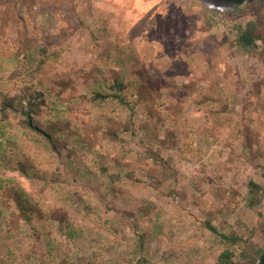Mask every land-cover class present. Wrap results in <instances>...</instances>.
Listing matches in <instances>:
<instances>
[{"label":"rangeland","instance_id":"1","mask_svg":"<svg viewBox=\"0 0 264 264\" xmlns=\"http://www.w3.org/2000/svg\"><path fill=\"white\" fill-rule=\"evenodd\" d=\"M251 23L263 38L248 54L237 39ZM114 79L132 110L95 100ZM29 101L56 148L18 118ZM150 151L175 170L159 188ZM250 181L264 188V0H0V264L240 260L264 248ZM6 185L39 209L31 225Z\"/></svg>","mask_w":264,"mask_h":264},{"label":"trees","instance_id":"2","mask_svg":"<svg viewBox=\"0 0 264 264\" xmlns=\"http://www.w3.org/2000/svg\"><path fill=\"white\" fill-rule=\"evenodd\" d=\"M222 1H228V2H233L238 5L244 4L247 0H222ZM259 25L251 23L247 24L244 30L240 33L238 39H237V46L244 52L248 54L256 53L259 50V45L258 42L259 40H262L261 34H259ZM113 81V90L115 91L112 94H106V95H101V94H96L95 95V100L98 101H105L108 99H112L117 101L123 106H126L131 109L129 104L124 100L122 97L123 91L127 89V85L124 84L121 80L119 79H114ZM191 88V87H189ZM149 89V88H148ZM147 89V90H148ZM261 89L262 85L260 83H256L254 87V92L256 96L260 97L261 95ZM154 97V96H153ZM156 102V100H155ZM153 103L149 104V109L152 108ZM36 105L29 101L26 104V108H23L19 111V117L18 118H23L24 123H27L28 127L31 130L36 131L38 134L42 135L44 138H46L54 148H56V143L50 138L49 134L42 130L39 129L38 126H36L33 122V116L38 114V109L35 108ZM7 108L17 111L16 107V102L10 101L7 103V105L4 106V110ZM132 110V109H131ZM21 122V121H20ZM111 125L108 128V135L111 139H119V131L114 129V123H112V120L110 121ZM126 126V125H125ZM122 128L124 126L122 125ZM244 132V140H243V145L246 150H248L250 153L253 152V146L257 144V137L255 136V132L252 130L251 127L244 125L243 126ZM124 131V129H122ZM159 154V153H158ZM157 153H154L153 151H150V158L154 160L155 162H160L162 167L164 168L162 172L160 171H153L155 173V180L151 183V185L154 188H159L161 184L172 178L175 170L171 166L169 160L163 159L160 157ZM25 176L28 178H31V176L27 173L24 172ZM5 196L8 199V201H11L17 210V213H14V217H16V220H19L21 222H24L27 225H31L33 223V215L38 214L39 209L32 204L30 198L20 189H18L15 186L12 185H6L5 186ZM248 189V194L250 196V203L255 204L257 201H259L262 197L264 198V188H262L260 185L255 183L254 181H250L247 185ZM41 214V213H40ZM209 229L213 232H216V230L212 227H209ZM223 239L228 242V244L232 246H237L239 243H246L243 239L237 236H228V235H222ZM241 259L237 260L235 257V252L230 249L224 250L220 256L218 257V260L216 264H264V248L259 249V250H250L249 252L243 251L241 254Z\"/></svg>","mask_w":264,"mask_h":264},{"label":"water","instance_id":"3","mask_svg":"<svg viewBox=\"0 0 264 264\" xmlns=\"http://www.w3.org/2000/svg\"><path fill=\"white\" fill-rule=\"evenodd\" d=\"M202 1L208 5L219 8H233L238 6V4H235L233 2L222 1V0H202Z\"/></svg>","mask_w":264,"mask_h":264}]
</instances>
